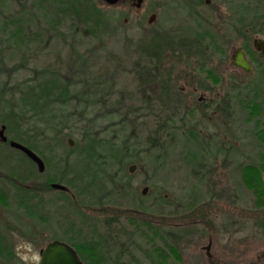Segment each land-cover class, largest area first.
I'll list each match as a JSON object with an SVG mask.
<instances>
[{
    "label": "rangeland",
    "instance_id": "rangeland-1",
    "mask_svg": "<svg viewBox=\"0 0 264 264\" xmlns=\"http://www.w3.org/2000/svg\"><path fill=\"white\" fill-rule=\"evenodd\" d=\"M72 1L63 0L72 6L69 11L61 0H10L4 16L13 27L21 25L25 36L22 42H14L6 41V35L0 33V53L5 63L0 81L10 90L20 83H32L39 71H53L67 82L78 81L80 74L74 76L69 61L87 52L88 65L81 78L91 83L102 75L112 92L109 96L106 91L98 93L90 113L80 115L79 109L68 118L58 142L47 139L42 130L34 131L33 137L38 135L34 138H45L44 145L51 146L43 152L46 160L36 152L45 164L42 174L25 155L0 143V264H14L8 262L13 253L19 264H38L40 251L54 240L74 246L84 257L90 252L101 264H209V245V254L220 264H264V93L231 91L229 110L223 119L219 115V123L214 125L218 133L207 120L212 109L206 110L205 118H191L190 101L176 113V124L182 129L170 143L164 138L170 131L167 127L160 124L158 127H162L155 129L154 121L165 116L160 88L164 79L158 75L160 68L150 65L164 53L158 33L161 19L179 22L177 13L183 12L184 0H145L140 17L127 3L76 0L73 5ZM87 5L95 14L97 10L106 24L95 34L83 22ZM49 13H57L54 21L45 17ZM152 13L156 18L150 25ZM203 49H198L194 58L188 44H182L183 55L171 67L176 88L185 86L188 91L187 87L197 85L187 73L199 82L212 78L213 84L220 86L215 78L223 74V63L217 55H210L211 49L209 57ZM135 65L142 70H135ZM143 68L150 72L144 74L153 75L148 82L143 74L137 78L134 75L135 71L143 73ZM86 130L98 139L123 144L127 158L137 160L106 166V171L121 170L124 176L107 174V180L117 181L102 180L100 187L93 183L87 187L91 195L100 194V206L76 199L73 190L62 195L64 191L51 187L55 181L48 188L44 186L46 179L62 177V164L73 162ZM204 131L210 138L203 136ZM189 132L195 133L197 140L193 141ZM5 135L13 139L7 128ZM222 137L228 154L191 162V152L221 146ZM153 139L162 145L158 153L147 151ZM76 144L78 149L71 153ZM81 164V169L91 168L92 161ZM132 165L135 168L130 173ZM251 166L259 169V187L249 188L243 181L244 171L241 176L240 168ZM63 177L68 179L70 174ZM144 188L147 190L142 194ZM103 193L110 198H103ZM133 206H144L148 211L139 216ZM191 219L196 223L186 227ZM112 230L118 233L109 234ZM106 238L114 243H106ZM83 247H92L93 253Z\"/></svg>",
    "mask_w": 264,
    "mask_h": 264
},
{
    "label": "trees",
    "instance_id": "trees-1",
    "mask_svg": "<svg viewBox=\"0 0 264 264\" xmlns=\"http://www.w3.org/2000/svg\"><path fill=\"white\" fill-rule=\"evenodd\" d=\"M74 1H72L73 5H75ZM76 2L78 3V1ZM10 4V0H0V33L6 35V41L22 42L25 34L23 28H20L21 25L17 24L13 27L11 23H9V20H6L8 17L4 16L8 13V7ZM60 4L69 11L72 7L68 6L66 2L63 3V0H61ZM92 9V7L88 5L86 6V9H84L85 13L83 15V22L86 25V29L95 34L98 29L106 24H104V20L101 17L97 16L98 11L94 9L97 12L95 14ZM66 12L68 13V11ZM56 14L57 13L53 15L52 13H49L46 14L45 17L48 21L50 19L54 21L53 17L56 16ZM11 19H13V17H11ZM91 21H93V23H91ZM101 44L100 47L102 48L103 43ZM86 54L87 52L78 53L76 58L70 59L69 61L70 68L75 69L74 76L77 78L80 74V77L77 78L78 81L75 82H67L65 78L59 76L53 71H39V75L37 74L33 81L31 80L32 83H30V81L20 83L19 85L13 86L10 90L7 89V84L4 81H0V123L2 122L6 124L8 133L11 134V138L39 153L45 160L46 158L43 152L50 150L51 146L44 145L45 143L43 142L45 138H43L42 141H38L37 138H34L35 136H38L35 135L33 137L34 131L42 130V133L47 134V139L58 142L57 138L62 131L63 125L69 120L68 118L71 119V116L78 112L79 109L80 115L90 113L94 109L93 106L97 101L95 97L98 93L106 91L104 94L109 96L112 92L111 87L107 86L102 75L96 77L91 83L88 82V80L81 78V72L85 70L86 65H88ZM142 55L144 56V54ZM146 56L148 55L146 54ZM4 64L0 53V79L3 77L2 70H4ZM155 64L156 63H152L150 67ZM136 65L134 66L135 70H142L141 66L136 67ZM144 68L143 73L135 71L134 75L137 78L143 74V77L147 78L148 82L149 77H153V75L144 74L150 73ZM76 88H82L85 91L83 92ZM72 102H74V104H72ZM67 110H69V112H67ZM163 113L165 116H160L154 121L156 124L155 129L158 130L162 126V128L167 127L170 131L164 135V138L170 143H173L175 137L179 135L181 132L180 130L182 129L181 126L176 124L177 120L175 117L177 116V110L166 109ZM160 124H162V126L158 127ZM88 131L89 130H86L82 134V138L79 141V143L82 144L80 145L76 156H74L73 162L65 161L62 164V177L58 176L57 179L48 178L45 180L44 186L48 188L49 183L53 181L61 184L65 183V186H67L69 190H73L76 199H84L90 204L94 203L100 206L102 203L100 200V194L97 196L91 195L87 187L90 186L91 183L100 187L102 185V180H109L110 182L117 181L115 178L107 180V177L105 176H107V174H119L124 176L123 171L119 170V172L111 173V171H106V168L116 166L117 163L119 166H122L129 161L137 162V160L127 158L128 152L126 153L123 144L115 145L114 143L107 142L106 139H98L94 136L95 134L89 133ZM29 132H31V134H29ZM24 134L28 137L24 138ZM189 136L193 141L197 140L196 134L193 132H189ZM154 139L150 141V146L147 151L158 153L161 151L160 149L162 148V145L158 140L154 141ZM44 146L46 147L43 148ZM76 149H78L77 144L70 149V152L72 153ZM198 150V152H191V162H196L202 157L204 159L209 157L207 156L205 149ZM85 160H91V168L94 167V169L88 167L81 169V162ZM243 168L244 167L240 168V173L242 176V172L244 171L243 181L245 184L249 188L261 186L260 176L257 172V170H259L258 167L251 166ZM67 173L70 174V178L64 179L63 176ZM252 173H255V177L251 176ZM92 180L93 182H91ZM61 194L65 195L66 193L62 192ZM110 196L111 195L104 193L102 195V197L107 200ZM142 209L144 212L148 211L144 206H142Z\"/></svg>",
    "mask_w": 264,
    "mask_h": 264
},
{
    "label": "flooded vegetation",
    "instance_id": "flooded-vegetation-1",
    "mask_svg": "<svg viewBox=\"0 0 264 264\" xmlns=\"http://www.w3.org/2000/svg\"><path fill=\"white\" fill-rule=\"evenodd\" d=\"M118 3H127L132 10L134 9V14L140 17L145 0H121ZM183 3V12L177 13L179 22L172 24L169 20L162 21L161 19L162 23H160L158 29L161 46L164 49V53L158 55V60L155 64L156 68H160L158 71L159 77L164 79L160 86L164 94V100L161 104L163 108L178 111L191 103L192 105L188 108L193 111L191 118L194 119L200 115L205 118L206 110L211 108L212 115L207 117V120L216 133H218V130L215 128L218 125L217 123H219L218 116L221 115L220 118H222L226 110H229L228 94L231 91L264 93V0H184ZM155 18L156 14L152 13L148 19V23L150 25L153 24ZM185 19H188L190 24L186 23ZM188 31L190 36L186 37L185 34ZM182 44L184 46L188 44L192 57H197L196 52L198 49L202 50V48L206 49V52L203 49L205 56L217 55V58L223 63V74L219 79L215 78L220 86L214 85L212 78L209 81L207 80L208 78L205 79L208 83L199 82L194 79L191 73H187V75L190 74L192 81L195 80L196 86H193L191 89L187 87L188 91H186L185 86L181 88L174 86L173 78L175 74L174 70H171V67H174L175 61L179 59V55H183L181 54ZM210 49L212 53L209 55ZM168 50L172 51L167 53ZM146 53L150 55L148 50ZM238 56L247 62L249 66L248 70L236 65L235 60ZM144 57L145 59L147 58L145 55ZM169 61H171L170 68L168 66ZM197 94L198 97L193 101L191 98ZM202 110H205V113L201 112ZM203 136L210 138V134L207 131H204ZM10 140V138L6 141L0 140V143L3 144L2 146H10ZM224 143V137H222L221 146L205 150L206 153L209 152L207 156L228 154L229 150H226ZM16 151L25 155L22 151ZM198 151L195 150V152ZM26 158L31 161L28 157ZM1 164L2 161L0 160ZM39 173L42 174V172ZM13 180L14 182L18 181V177L15 176ZM65 192L69 193V191ZM197 202L194 201L193 204H197ZM132 210L136 211V215L139 216L145 213L142 207ZM195 223L196 220L191 219V222L186 227H192ZM110 228L112 227L110 226ZM116 233H118L116 230H112L111 233L109 232V234ZM108 241L110 244L114 243L112 238H106V243ZM70 246L74 248V246ZM209 247L210 245L206 251L209 264H220L218 261L215 262L209 254ZM82 249L85 251L88 249L92 250L93 253L92 247H83ZM74 250L84 264H101L95 255H89L90 252H86L88 257H84L76 248ZM10 251L13 252L12 249ZM15 255L13 253L8 262L14 261V264H19L17 263L18 258Z\"/></svg>",
    "mask_w": 264,
    "mask_h": 264
},
{
    "label": "water",
    "instance_id": "water-1",
    "mask_svg": "<svg viewBox=\"0 0 264 264\" xmlns=\"http://www.w3.org/2000/svg\"><path fill=\"white\" fill-rule=\"evenodd\" d=\"M108 5H115L121 0H103ZM236 65L249 69L245 60L238 56L235 60ZM5 125L0 126V140L6 141L8 137L5 135ZM69 145H73L72 139H68ZM10 146L16 150L22 151L30 160H32L38 168L39 172H43L45 164L43 160L29 147L15 140H10ZM135 166L132 165L129 171L132 172ZM51 187L60 191H67L68 188L60 183H52ZM147 188H144L142 194H145ZM38 264H84L78 257L76 251L69 244L62 241H53L48 243L41 251V257Z\"/></svg>",
    "mask_w": 264,
    "mask_h": 264
}]
</instances>
